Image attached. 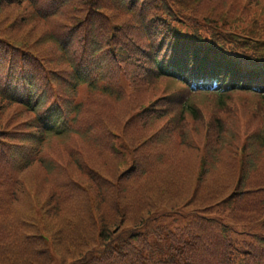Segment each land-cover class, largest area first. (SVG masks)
I'll use <instances>...</instances> for the list:
<instances>
[{
	"label": "trees",
	"instance_id": "1",
	"mask_svg": "<svg viewBox=\"0 0 264 264\" xmlns=\"http://www.w3.org/2000/svg\"><path fill=\"white\" fill-rule=\"evenodd\" d=\"M82 1L28 0L34 13L44 22L58 16L61 11L63 13L69 6L85 9L71 25H52L49 28L54 43L65 57L63 63L67 64V69H54L42 56L0 37V68H6V73L0 71L2 101L9 105L15 101L14 96L2 95L1 91H5L7 85L18 87L16 94L22 100L21 93L26 88L31 92L36 78H48L43 89L49 93L47 85L54 77L60 84L69 79L74 80V70L89 64V70L100 74L104 82L102 87L93 85L88 90V104L93 99L100 105L123 102L129 109L128 115L124 116L121 133L117 132L118 129L106 127L107 121L104 119L97 123L85 116L82 125L76 127L77 132H69L88 134L96 140L89 149L95 156L89 159L93 166L96 161L109 163L101 158L105 153L112 158L120 155L123 146L117 147L115 136L122 135L131 149L130 136L137 137V133L156 124L159 126L156 132L167 134L168 142H171V138L177 141L179 137L183 141L182 128L187 124L188 117H191L205 140L206 158L209 157L212 162L220 160L228 143L227 138H231L233 140L227 146L229 153L233 155L239 151L244 161L240 162L239 172L234 169L237 176L230 184L222 181L202 183L201 173L207 172L201 169L196 184L201 195L196 198L199 206L194 210V219L174 231H166L164 226L157 224L161 217H172L177 207L172 211H164L167 206L165 202H168L160 201L163 197L159 194L164 193L161 185L167 180H163L160 187L154 190L148 187L154 178H150V174L157 162L148 158V152L133 158L134 168H137L132 171L137 180L134 185L143 177L148 182L140 191L135 192L134 185L130 192L116 186L115 181L109 178L113 173L99 170L96 165V173L109 182L98 181V177L92 173L95 170L85 166L91 170L85 171L86 178L97 180L96 187L91 189L94 197L87 200L88 192L82 195L79 193L81 186H76L77 181L68 179L59 183L52 195L53 208L59 214L56 219L47 217L40 205L37 206V217L36 213L31 215L30 210L21 217L13 211L18 172L41 163V151L34 152L36 155L30 159L22 160L26 151V137L15 139L19 128L11 133L0 126V189L8 196L5 198L0 195V264H232L234 248L229 232L233 224L246 223L247 218L255 223L263 221L264 95H252L244 90L218 91L214 96L216 111L210 105L202 109L194 99L198 96L213 97L211 94L205 91H192L189 94L187 88L175 81L154 75L150 56L156 52V44L163 45L165 42L171 51H177L179 41L180 48L186 43L182 34H176L174 30L176 22H181L194 34L204 29L205 24L213 23L195 18L193 13L186 12L181 2L174 3L166 11L165 6L156 0ZM5 4L14 5V2L0 0V11H4L2 7ZM41 11L48 15L42 16ZM238 12L246 26H255L256 21L262 22L261 16L247 1L238 7ZM243 24L228 27L249 35L255 32L253 27L244 29ZM11 68H19L17 75L11 74ZM11 79H15L17 84L8 83ZM56 90L64 103L73 100L72 94ZM150 92L156 93V99L153 97L138 108L144 102L143 95ZM240 94L245 97H236ZM176 112L178 115L175 117ZM177 119L178 124L175 123ZM21 125L26 126L28 122L22 121ZM54 128V134H69L67 127L58 128L54 125ZM235 141L237 146L232 147ZM168 151L162 155L159 152L156 156L160 157V163L168 162L167 156L173 153ZM176 169L182 170L180 167ZM141 174L144 175L142 178ZM168 183V193L178 194L175 191L178 187L175 184L171 187V183ZM142 192H148V198ZM209 200L211 207L228 203L224 213L232 224L208 217L211 207L204 208L202 205ZM78 203L85 206L77 207ZM259 241L264 243L263 240ZM55 258L57 261H54ZM256 260L254 264H264V254L257 255Z\"/></svg>",
	"mask_w": 264,
	"mask_h": 264
},
{
	"label": "rangeland",
	"instance_id": "2",
	"mask_svg": "<svg viewBox=\"0 0 264 264\" xmlns=\"http://www.w3.org/2000/svg\"><path fill=\"white\" fill-rule=\"evenodd\" d=\"M246 1L248 4H251L254 10L258 12L259 16H261L260 19L262 22L256 21L257 24H255V26H246L244 19L238 12V7ZM13 2L14 5L5 4L2 7L4 11H0V37L10 39L17 44L23 45L33 53L42 56L54 69H67V64L65 65L63 63L65 57L54 43L49 28L52 25L55 27L59 25H71L75 19L78 20V16L84 12L85 7L79 6V8L73 9L69 6L63 13L61 11L58 16L50 17L47 19L48 21L44 22L34 13L28 0H13ZM156 2L163 4L166 11H169L170 6H174V3L181 2L186 12L193 13L195 18H201L208 22L213 21V23L210 24V30L206 31V35L220 33L221 30L225 31L229 25L238 26L241 25L242 22H244V29L253 27L255 29L254 31H258L259 33L264 32V0H156ZM82 3L85 6L84 1H82ZM41 14L42 16L48 15L43 11H41ZM18 69L19 68H11V74L17 75ZM0 71L6 73V68L1 67ZM36 79L37 80L33 83V88H30V90L32 97L36 98L38 102H44L41 108L43 109L50 104L49 93L43 89L48 78L41 76ZM10 82L13 85L17 84L15 79H11L8 83ZM103 82L104 81H102V83ZM68 86L66 82L60 84L55 77L50 84L47 85V87H51L54 90L55 88L64 90L68 95L72 94L74 97L73 101H75V105L71 104L73 111L69 105L70 103L60 102L65 109L64 114L73 116L72 123L67 126L68 133L77 132L76 127L82 125L84 116L88 119H93L97 123L104 119V121H107L105 124L106 127L110 129L113 127L115 130H119L117 132L121 133L120 131L124 128V116L126 114L128 115L129 112L125 103L108 102L105 105H100L99 102L96 103L93 99L90 100L88 104L87 99L89 91L87 89L80 87L76 90H72ZM150 93L143 95L144 102L140 103L138 108L143 107L153 97L156 99V93ZM54 94L57 96L58 101H60L57 90L54 91ZM236 97H245V95ZM195 100L196 104L202 109H206L210 105L212 109L216 111L215 106H217V101L214 96H198L194 99V102ZM122 113L124 115L121 117ZM33 115L31 111L20 107L18 104L9 105L0 99V126L8 131L15 130L16 128H23L22 125L20 126V122H30ZM177 115L178 113L176 112L175 117ZM236 121L239 120L236 119ZM175 123L178 124V119L175 120ZM156 125L146 127L144 132L137 133L138 138L130 136L129 141H131V149L126 145L122 135L115 136L117 147L120 148V145L123 146L121 149L122 151L119 153L120 155L117 154L115 156L116 158H112L108 156V153H105L106 155L101 158L106 159L109 163L96 161L94 165H97L96 167L99 170L111 171L113 173L112 177H109L112 178L111 181H115L116 186L122 187L130 192L131 187L134 185L135 181H137L135 180V176L132 175V171L137 169L134 168L133 158L145 154L144 152H148L150 154L148 158L157 160L156 165L153 167L154 171L150 174L152 175L150 178L153 176L154 178L150 181L148 187L154 190L156 187H160L163 180L170 182L171 187H173L174 184L178 187V189L175 190L178 194L168 193L170 188L169 183L165 182L161 185L164 193L159 194L163 197L160 200L161 202H168V204L165 202L167 206L164 207V211L169 209L172 211V209L177 208L175 209L176 213L171 214L172 217H161L158 219L157 224L164 226L166 231H174L177 228L186 226L189 221L194 219V210L199 206L196 198L201 195L196 188L200 170L205 169L207 172L201 173L200 181L202 183L211 184L214 181H222V183L230 184L233 183L234 178H236L237 175H235V170L240 168V162L244 161V157L241 156L239 151L233 155L229 153L227 146L233 139L227 138L228 143L225 144V148L222 152L223 156H221L220 160L212 162L209 157L206 158L204 150L206 146L205 140L202 138L195 124H193L191 117H188L187 124L182 128L183 141L182 138L179 137L177 141L175 138H171L169 139L171 142H168L167 134L156 132V129L159 127ZM98 127L99 125L97 124L96 129H98ZM113 135L114 133H112V136ZM95 141L96 140L88 134L81 135L76 133L46 137L40 152L41 163H36L18 172L19 181L15 193L16 201L13 204V211L21 216L30 210L31 215L36 213L35 217H37V206L40 205L42 211L48 215L47 217L56 219L59 214L53 208L52 195L55 194L57 185L59 183H64L65 180L68 179L77 181L76 186H81L82 192L79 189V193L82 195L88 192L86 194L87 200L91 196L94 197L91 189L96 187V181H102L107 184L109 182L105 180L103 176L98 175L96 173L98 170L94 169L95 166L89 163V159L95 157L91 154L92 151L89 150L90 147L94 145ZM236 146L237 141L234 142L232 147ZM168 150L173 152L167 156L168 162L160 163V157L158 156V158H156V156L159 155V152H161L162 155L169 152ZM246 152L251 154L249 150H246ZM174 163H176V165L172 166ZM85 166H89L92 170H95L94 172L92 171V173H95V176L98 177L97 180L92 181L86 178V173L91 172V170ZM177 167H180L182 170L176 169ZM87 169L88 171L85 173ZM143 176L144 175L141 174L140 178ZM144 178L145 177L134 185L133 188L135 192L146 187L148 182L145 181ZM260 193L262 192L260 191ZM142 194H145L148 198V192H142ZM0 195L8 198L1 189ZM78 206L82 208L85 204L78 203L77 207ZM202 206L205 208L207 206L211 207L212 205L209 200ZM227 206L228 203H223L220 206L211 207L208 217L231 223L224 213ZM261 212H263L262 222H250V218H247L245 221L246 223L240 225L233 224L234 227L229 232L232 249L234 248L231 255L234 260L232 264H254L258 261L256 260L257 255L263 256L264 243L259 240L264 241V201L262 202ZM13 217H16L15 213ZM259 219H261L260 215ZM54 261H57V258H55Z\"/></svg>",
	"mask_w": 264,
	"mask_h": 264
}]
</instances>
